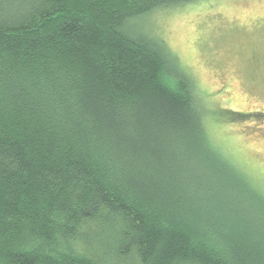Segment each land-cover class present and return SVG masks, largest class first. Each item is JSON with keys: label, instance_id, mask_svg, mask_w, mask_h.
<instances>
[{"label": "trees", "instance_id": "1", "mask_svg": "<svg viewBox=\"0 0 264 264\" xmlns=\"http://www.w3.org/2000/svg\"><path fill=\"white\" fill-rule=\"evenodd\" d=\"M184 1L0 3V264H264V194L131 25Z\"/></svg>", "mask_w": 264, "mask_h": 264}, {"label": "rangeland", "instance_id": "2", "mask_svg": "<svg viewBox=\"0 0 264 264\" xmlns=\"http://www.w3.org/2000/svg\"><path fill=\"white\" fill-rule=\"evenodd\" d=\"M131 25L160 39L190 76L209 142L264 194V0H188Z\"/></svg>", "mask_w": 264, "mask_h": 264}]
</instances>
